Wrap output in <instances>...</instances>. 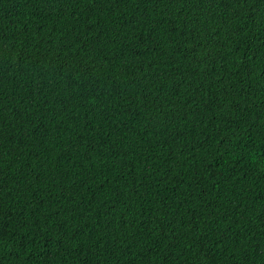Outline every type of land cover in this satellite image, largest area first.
I'll use <instances>...</instances> for the list:
<instances>
[{"label": "trees", "instance_id": "obj_1", "mask_svg": "<svg viewBox=\"0 0 264 264\" xmlns=\"http://www.w3.org/2000/svg\"><path fill=\"white\" fill-rule=\"evenodd\" d=\"M0 264H264V0H0Z\"/></svg>", "mask_w": 264, "mask_h": 264}]
</instances>
